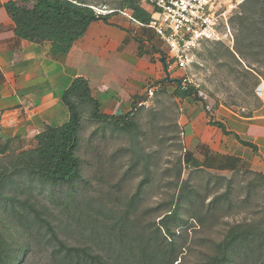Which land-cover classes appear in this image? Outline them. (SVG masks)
I'll return each instance as SVG.
<instances>
[{
	"label": "trees",
	"instance_id": "16d2710c",
	"mask_svg": "<svg viewBox=\"0 0 264 264\" xmlns=\"http://www.w3.org/2000/svg\"><path fill=\"white\" fill-rule=\"evenodd\" d=\"M141 2L122 0L106 14H98L95 5L87 0H10L4 7L18 39L50 43L53 55L61 56L71 52L92 23H109L111 16L121 12L142 13ZM231 24L236 32L235 54L231 55L251 70L256 64H264V0H245ZM162 82L176 84V95L182 99L204 102L193 85L184 87L177 80L168 79ZM146 102L148 95L137 99L134 107L142 108ZM63 103L69 110V121L59 127L46 126L35 136V147L26 149L19 136L0 139V264H24L33 248L34 226L39 232L50 234V242H55L48 264H185L184 252L192 251V247H186L190 232L221 225L232 207L228 191L220 193V188L211 190L209 186L198 188L192 184V176L209 169L237 171L241 160L207 149L202 161L185 149L179 180L170 185L177 192L165 204L142 212L144 184L124 203L115 205L106 198L101 204L78 193L82 183L93 187L85 179V160L79 154L84 121L89 118L130 131L138 128L129 120L135 109L125 115L103 114L89 82L82 77L64 92ZM210 124L230 134L219 122L212 119ZM237 139L258 153L256 145ZM151 159L139 157L134 163L148 162L147 180L153 177ZM183 169L192 171L187 180H181ZM249 174L254 177L249 185L251 193L264 188L263 173ZM57 190L65 191L67 198L57 199ZM46 192L53 204L69 214L76 232L85 233L84 242L73 245L60 237L50 218L51 208L44 202ZM262 220L247 218L230 225L220 241H212L209 248L202 245L209 252L197 264H264V217Z\"/></svg>",
	"mask_w": 264,
	"mask_h": 264
},
{
	"label": "rangeland",
	"instance_id": "374dc122",
	"mask_svg": "<svg viewBox=\"0 0 264 264\" xmlns=\"http://www.w3.org/2000/svg\"><path fill=\"white\" fill-rule=\"evenodd\" d=\"M87 1L95 5L96 12H109L122 0ZM215 1L220 11L229 13L231 24V18L241 11L245 0ZM232 30L233 44L229 40L218 44H203L191 68L175 75V79L183 81L188 78L186 85L195 86L200 97L209 106H214L212 111L216 105H223L243 116L256 110L263 101L257 90L264 84V64H256L251 70L244 63H238L231 55L235 54L236 34L233 27ZM176 93L177 86L172 84L170 87L161 88L144 107H137L129 120L138 128H130V131L117 130L106 123L85 119L79 154L85 160V179L92 182L93 187L87 188L84 183L80 184L78 193L81 197L91 196L101 204H104L106 198H110L113 204H121L130 200L140 184H144L140 205L142 212L156 209L172 197L176 190L170 189V185L179 180L183 167L182 157L185 149L189 147L186 127L193 122L191 116H188L186 103L188 107L192 105L191 109H195L196 113L202 105L195 98L183 101ZM8 138L9 136L2 139ZM34 141L33 136H27L23 139L24 147L33 148ZM207 151L202 146L194 153L195 157L204 161ZM148 156L152 157L150 167L153 177L150 180H147L148 172L145 168L148 162L142 160L137 165L134 164L137 158ZM238 167L237 171L209 169L204 174L192 176V184L198 188L209 186L211 190L220 188V193L228 191L232 207L221 225L213 224L210 229L190 232L186 247H192V251L184 252L185 264L199 263L209 252L212 241H220L230 225L247 218L250 221H263L264 188L251 193L249 185L254 177L249 173L253 170L242 163ZM191 173V170L183 169L181 180L189 179ZM56 194L57 199L67 198L65 191L57 190ZM49 195L47 193L48 197L44 198V202L51 208L50 218L60 237L73 245L84 242L85 233L81 235L76 232L75 222L68 213H63L60 207L51 202ZM151 216L154 217V213ZM31 233L34 237L33 248L24 264H48L55 242H50V234L46 231L39 232L35 226ZM203 244L208 245V248L203 247Z\"/></svg>",
	"mask_w": 264,
	"mask_h": 264
},
{
	"label": "crops",
	"instance_id": "0c3cea01",
	"mask_svg": "<svg viewBox=\"0 0 264 264\" xmlns=\"http://www.w3.org/2000/svg\"><path fill=\"white\" fill-rule=\"evenodd\" d=\"M9 1L0 0V139L35 138L46 126L66 124L70 113L63 95L79 77L89 82L101 112L117 116L136 110L135 101L147 95L149 87H170L172 84L162 81L168 76L177 80L175 75L184 72L169 60L167 47L148 26L156 17L150 1L141 2L142 13L121 12L111 16L109 23H92L71 52L61 56L53 55L50 43L36 44L16 37L4 7ZM197 102L202 104L197 113L186 103L193 120L186 127L187 150L195 153L205 146L214 153L240 159L251 170L264 174V97L249 117L223 105L212 111L214 106L207 101ZM212 119L230 134L212 126ZM237 137L256 145L258 153Z\"/></svg>",
	"mask_w": 264,
	"mask_h": 264
},
{
	"label": "built area",
	"instance_id": "2783aa9c",
	"mask_svg": "<svg viewBox=\"0 0 264 264\" xmlns=\"http://www.w3.org/2000/svg\"><path fill=\"white\" fill-rule=\"evenodd\" d=\"M150 1L155 6L156 17L148 26L155 30L167 47V57L178 69L188 71L194 63L199 48L207 42L234 43L229 13L220 11L215 0H142ZM98 14H106L97 11ZM189 82L184 78L181 82L185 87ZM262 84L258 87L261 92ZM159 88L153 85L147 89L151 100ZM149 102L144 103L147 105Z\"/></svg>",
	"mask_w": 264,
	"mask_h": 264
},
{
	"label": "water",
	"instance_id": "95a60500",
	"mask_svg": "<svg viewBox=\"0 0 264 264\" xmlns=\"http://www.w3.org/2000/svg\"><path fill=\"white\" fill-rule=\"evenodd\" d=\"M165 59V57H163V60ZM169 81H172L171 80V78H170V76H168V78H167ZM178 81V83L180 84V85H182V83H181V81H179V80H177Z\"/></svg>",
	"mask_w": 264,
	"mask_h": 264
}]
</instances>
